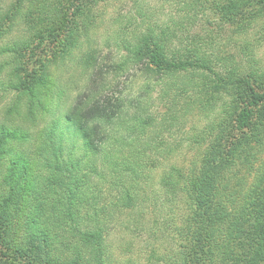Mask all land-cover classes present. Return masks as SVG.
Segmentation results:
<instances>
[{"label": "trees", "instance_id": "1", "mask_svg": "<svg viewBox=\"0 0 264 264\" xmlns=\"http://www.w3.org/2000/svg\"><path fill=\"white\" fill-rule=\"evenodd\" d=\"M111 1L14 0L0 11V42L13 43L0 50V90L14 93L0 119V264H264V70L210 59V36L182 40L206 11L241 35L264 19V0H193L165 22L136 0L135 16L115 20V73L139 70L174 91L160 124L141 95L113 110L61 86L65 73L95 70L92 9ZM195 120L190 160L176 154L183 143L151 141L158 125L173 137ZM149 201L160 206L147 220ZM115 226L161 241L145 244L147 258L126 243L119 262Z\"/></svg>", "mask_w": 264, "mask_h": 264}, {"label": "rangeland", "instance_id": "2", "mask_svg": "<svg viewBox=\"0 0 264 264\" xmlns=\"http://www.w3.org/2000/svg\"><path fill=\"white\" fill-rule=\"evenodd\" d=\"M13 1L14 0H0V11H7L9 5ZM192 1L193 0H151L149 7L152 8V11L160 14L162 20L165 22L167 21L165 20L167 14H175V18H178L183 13V11H181L183 4ZM135 2L136 0H113L109 3L101 2L93 6L92 10L94 19L92 22L93 25H91L90 28L92 45L90 51L97 58L94 67L95 70H89L87 73H84L82 69H78L77 73L74 74V79L72 81L70 80L69 74L65 73L62 78L63 82L60 83H62L61 86H63V83L66 85L65 87L69 90V94H71L73 98L81 96V100H84L88 99L91 94H100L99 100H101L102 104H109L110 107L108 106V109L112 108L113 110H116L117 108L118 110H122L123 108L128 107L131 101H134V98L141 95L146 99H150L149 112L158 118L157 124H160L161 119L159 116H163L164 112L170 107V98L165 95V92L171 91V93L174 94V91L168 89L167 85H169V82L166 80L158 81L153 75L147 80L140 75L139 70L136 72L135 69L120 75H117L114 70L115 63L120 59L121 53H119V51H122V54L124 53V50H118V48L116 49V47L112 45V42L114 43L116 41V38H113L115 35L114 33L116 32L115 30L119 28L118 23L115 24V20L117 18L121 20H123V18L129 20L135 16L137 11ZM207 7L209 8L210 5L208 4ZM206 13L207 14L201 17L202 19L198 21L197 26L193 30H189V27H187L186 31H184V36H182V40L187 36H196L198 40H201V42L204 43L210 36L211 38L208 40L210 41L209 45L205 49V52L210 59L220 61V64L227 62L228 66L236 65L241 69H246V71L258 69L262 72L264 70V19L258 20L254 25L248 27L241 35L235 36V29L224 28L222 26V29L220 30L217 21L218 16H214L211 11H206ZM206 19L212 22L213 25L209 26L206 23ZM184 27L186 28V26ZM132 30L133 28H131V31ZM8 40L0 42V50L6 46V44H13L11 42L12 40ZM85 40L86 39H83L82 41L86 42ZM187 43L188 41H184V46H186ZM8 57L9 55H0V67H2L1 64L4 60H8ZM0 74V85H2V83L4 85L0 86V88H5V82L8 78L9 70L4 68V71ZM146 84H148V89L140 91L144 85L146 86ZM13 95L14 93L7 88L6 91L5 89L0 90V109L2 111L0 119L1 117L3 119V112L13 100ZM132 104L133 103H131V105ZM130 110V112H134L133 107H131ZM203 125L204 124L199 120L190 121L184 130L176 131L173 137L172 135H169L167 131H160L161 126L158 125L156 132L151 134V141L157 144H160L161 142L175 144L178 142L176 146L183 143L184 147L176 154H182L184 158H189L190 160L191 158L198 156V149L188 141L196 137L197 132ZM164 136L165 139H163ZM188 145L193 147H187ZM165 154L166 152L163 150L160 155L165 156ZM161 173L160 170L157 171L158 176ZM154 205H156L154 202L149 201L147 211L149 216L147 217V220L151 216L155 218L154 216L158 214L154 213L150 215L153 209H155L153 211H159L158 208L160 204H157V208H155ZM125 219L126 218H124V220ZM124 222H126V225L129 224L131 230L135 229L134 222L129 223L127 219ZM148 223L151 226L153 220H144L141 221L140 224ZM119 228L120 226L114 227L109 239L111 249L119 262L126 261V259L120 255V252L123 253V250L127 247L126 243L129 245V242L133 241V244H136L137 246L134 253L137 252L138 249V254L141 253V255L146 258L150 255L145 244L147 242H152L155 245L159 244V238L148 239V234L145 232L143 234H127L124 230L119 231ZM170 246L171 242L165 243V246L161 247L162 251L160 252V256L165 251L164 247L170 248ZM159 264H164V262L160 261Z\"/></svg>", "mask_w": 264, "mask_h": 264}]
</instances>
